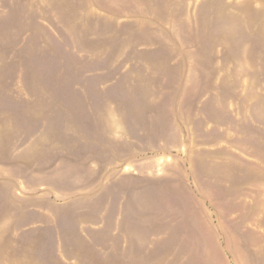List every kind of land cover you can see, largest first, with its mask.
I'll return each mask as SVG.
<instances>
[{
    "label": "rangeland",
    "instance_id": "374dc122",
    "mask_svg": "<svg viewBox=\"0 0 264 264\" xmlns=\"http://www.w3.org/2000/svg\"><path fill=\"white\" fill-rule=\"evenodd\" d=\"M0 264H264V0H0Z\"/></svg>",
    "mask_w": 264,
    "mask_h": 264
},
{
    "label": "crops",
    "instance_id": "0c3cea01",
    "mask_svg": "<svg viewBox=\"0 0 264 264\" xmlns=\"http://www.w3.org/2000/svg\"><path fill=\"white\" fill-rule=\"evenodd\" d=\"M18 176L21 177L20 175H18ZM19 177H18V178H19ZM21 178H22V177H21ZM19 181H20V179H19ZM25 182H26V180H25ZM18 183H19V182H18ZM28 183H29V184H34L32 181H28Z\"/></svg>",
    "mask_w": 264,
    "mask_h": 264
}]
</instances>
